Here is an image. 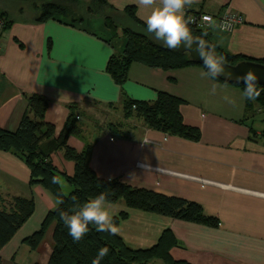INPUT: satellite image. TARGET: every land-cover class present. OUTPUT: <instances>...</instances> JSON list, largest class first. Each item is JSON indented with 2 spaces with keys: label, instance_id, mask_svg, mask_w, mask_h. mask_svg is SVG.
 <instances>
[{
  "label": "crops",
  "instance_id": "0c3cea01",
  "mask_svg": "<svg viewBox=\"0 0 264 264\" xmlns=\"http://www.w3.org/2000/svg\"><path fill=\"white\" fill-rule=\"evenodd\" d=\"M106 2L119 20L132 7L145 24L141 17L151 11L138 8L136 0ZM23 3L0 0V13L10 21L0 37V128L15 132L27 107L26 97L34 94L48 102L44 117L54 126L55 137L71 105L116 107L125 99L152 103L161 92L181 100L183 122L199 130L198 141L145 126L124 137L104 132L91 140L89 167L101 179L195 202L217 225L131 210L121 202L107 203L113 218L127 213L117 224V235L133 249H148L168 230L175 241L170 250L175 260L264 264V124L257 126L254 108H246L242 90L208 78L202 66L164 71L134 63L127 79L116 83L106 65L111 55L123 50L120 29L109 42L104 27L97 32L56 20L33 21L30 6ZM225 9L238 12L243 23L229 33L210 29L212 43L225 53L264 61V0H190L184 14L185 18L193 13L218 16ZM68 145L78 152L84 147L75 137L68 139ZM48 149V144L41 147L44 153ZM50 159L59 171L73 175L74 164L62 152L51 153ZM62 189L64 194L71 190L64 181ZM5 195L32 199L34 210L0 249V264H47L53 225L34 250L23 241L40 228L57 202L40 186L29 185L23 161L0 152V196Z\"/></svg>",
  "mask_w": 264,
  "mask_h": 264
},
{
  "label": "trees",
  "instance_id": "16d2710c",
  "mask_svg": "<svg viewBox=\"0 0 264 264\" xmlns=\"http://www.w3.org/2000/svg\"><path fill=\"white\" fill-rule=\"evenodd\" d=\"M20 1L28 3L31 19L39 23L56 20L69 26L88 28L94 20L100 18L110 37L109 42L118 37V29H120L124 38L123 50L120 54L111 55L106 65V71L116 83L121 84L127 79L129 67L134 63L164 71L201 66L192 62L187 54H177L165 47L162 41L155 39L153 34L147 32L146 25L136 18L132 7L126 8L122 13L123 18L119 20L117 13L106 0L90 2L81 0ZM0 20L3 22V30L9 26L10 21L4 13H0ZM189 28L194 37H202L206 43L213 46L215 53L223 55L227 64L235 65L240 61H252L264 65V61L225 53L212 43L209 32L207 36H203L205 32L190 26ZM214 80L234 85L241 90L244 87L240 84L229 83L219 77ZM258 88L260 96L255 101L245 100L246 108L258 107L264 111V87L258 85ZM26 102L27 107L17 130L8 132L0 128V152L11 153L23 161L29 170L30 186L38 185L56 202L58 200L63 202L57 203L56 207L46 214L40 228L23 243L30 250H34L43 239L47 229L53 225V247L47 264H93L98 249L102 247L109 248V253L100 261V264H188L185 261L175 260L170 255L175 241L168 230L164 231L157 243L148 249H133L127 246L117 234L98 232L91 225L90 231L81 241L73 242L60 217V211L72 213L85 201L101 193L106 195L107 203L121 202L131 210L208 226H216L217 221L215 218L205 216L202 207L195 202L131 187L120 180L98 178L89 167L92 144L86 142L76 123L77 106H69L66 121L58 136L55 137L54 126L47 123L44 117L48 105L47 100L34 94L27 96ZM181 105V100L162 92L152 103L129 99H125L122 103L126 117L134 115L146 128L198 141L200 132L197 128L183 122L180 113ZM108 132L118 137L128 135L121 131L120 126L110 125ZM71 137L84 141V147L80 152L68 145V139ZM45 144L49 145L46 153L41 151V147ZM55 151L62 152L64 159L73 162L72 176H67L52 164L50 154ZM53 176L60 178L61 183L53 184L51 182ZM63 181L71 188L68 194L63 192ZM33 210L32 199L11 195L0 196V249L32 215ZM126 216V212H121L114 217L116 225Z\"/></svg>",
  "mask_w": 264,
  "mask_h": 264
},
{
  "label": "clouds",
  "instance_id": "9594fccd",
  "mask_svg": "<svg viewBox=\"0 0 264 264\" xmlns=\"http://www.w3.org/2000/svg\"><path fill=\"white\" fill-rule=\"evenodd\" d=\"M137 7L151 9L149 14L141 17L144 20L147 32L154 35L155 39L162 41L168 49H185L190 55L195 51L202 60L206 69L204 73L210 79H217L224 74V68L227 64L225 57L217 54L212 45L206 43L202 37H194L190 30L188 20L185 18V6L190 0H136ZM207 36V32L203 33ZM230 77L231 72L227 73ZM237 82H243L242 97L248 101H255L260 96L258 88V74L252 68L247 72L235 77ZM230 103L229 97H225ZM53 184L61 183L60 178L53 176ZM107 197L104 193L85 201L76 211L72 213L60 211V217L68 229V235L73 242L81 241L90 231V225L98 232L110 233L116 235L120 229L114 222L113 213L107 206ZM58 200L57 203H62ZM109 248L102 247L98 249L97 256L93 264H100V261L107 256Z\"/></svg>",
  "mask_w": 264,
  "mask_h": 264
},
{
  "label": "rangeland",
  "instance_id": "374dc122",
  "mask_svg": "<svg viewBox=\"0 0 264 264\" xmlns=\"http://www.w3.org/2000/svg\"><path fill=\"white\" fill-rule=\"evenodd\" d=\"M24 4V3H23ZM25 3L24 6H27ZM119 23H121L119 21ZM93 25V26H92ZM92 28L100 32L103 28V21L100 18L94 20ZM91 26H87L92 29ZM101 27V28H100ZM100 29V30H99ZM116 44V42H115ZM134 110V109H133ZM260 108L255 107V117L257 118V126L264 124V111H260ZM76 123L81 129L86 142L91 143V140L97 134H101L109 131L110 125L120 126L121 131L126 134L137 133L142 129L143 124L141 120L137 119L134 115L126 117V113L123 110V106H100L98 104L87 103L82 107L76 109ZM95 138V137H94ZM80 140V139H79ZM82 143L84 141L80 140ZM68 194V193H67Z\"/></svg>",
  "mask_w": 264,
  "mask_h": 264
},
{
  "label": "built area",
  "instance_id": "2783aa9c",
  "mask_svg": "<svg viewBox=\"0 0 264 264\" xmlns=\"http://www.w3.org/2000/svg\"><path fill=\"white\" fill-rule=\"evenodd\" d=\"M186 19L189 22L188 26L202 32H207L212 28H216L219 31L229 33L243 23L242 16L231 9H225L218 16H212L206 13H193L189 14ZM2 27L3 22L0 20V37Z\"/></svg>",
  "mask_w": 264,
  "mask_h": 264
},
{
  "label": "water",
  "instance_id": "95a60500",
  "mask_svg": "<svg viewBox=\"0 0 264 264\" xmlns=\"http://www.w3.org/2000/svg\"><path fill=\"white\" fill-rule=\"evenodd\" d=\"M169 50L177 54H181V55L187 54V56L192 62L197 63L204 67L202 60L199 58L198 54L195 51L192 53V55H190V53H188L183 48H180L178 50H173V49H169ZM250 68L254 69L256 73L258 74V77H259L257 81L258 85H261L264 87V65L260 63L252 62V61H240L236 63L235 65L226 64L224 68V74H221L219 78L229 83L243 85V82H237L235 77L237 75H241L247 72ZM229 72L232 73L230 77L227 75V73Z\"/></svg>",
  "mask_w": 264,
  "mask_h": 264
}]
</instances>
